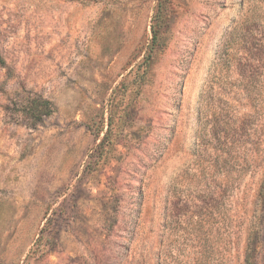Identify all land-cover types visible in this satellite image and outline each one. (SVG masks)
<instances>
[{"label":"rangeland","instance_id":"obj_1","mask_svg":"<svg viewBox=\"0 0 264 264\" xmlns=\"http://www.w3.org/2000/svg\"><path fill=\"white\" fill-rule=\"evenodd\" d=\"M0 264H264V0H0Z\"/></svg>","mask_w":264,"mask_h":264},{"label":"trees","instance_id":"obj_2","mask_svg":"<svg viewBox=\"0 0 264 264\" xmlns=\"http://www.w3.org/2000/svg\"><path fill=\"white\" fill-rule=\"evenodd\" d=\"M41 103H42V105H37V104L34 105V103L32 101V106L31 107H33L35 109V111H38L39 113H41L42 110H43V107L47 106V102H41Z\"/></svg>","mask_w":264,"mask_h":264}]
</instances>
